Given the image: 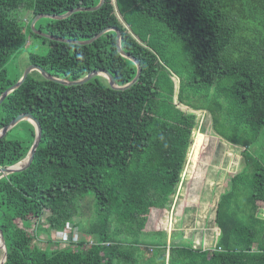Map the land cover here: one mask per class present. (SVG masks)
I'll list each match as a JSON object with an SVG mask.
<instances>
[{
  "label": "trees",
  "instance_id": "1",
  "mask_svg": "<svg viewBox=\"0 0 264 264\" xmlns=\"http://www.w3.org/2000/svg\"><path fill=\"white\" fill-rule=\"evenodd\" d=\"M98 1L0 0V94L20 76L10 79L4 68L26 41L19 7L33 16L62 14ZM105 27L119 30L122 50L140 64L133 84L113 89L97 75L64 85L36 71L0 104V128L22 112L41 125L30 165L0 177L3 264L134 263L144 238L158 243L161 264L165 247L169 264L174 252L187 264H264V0H104L94 10L46 18L37 29L86 40ZM28 30L40 36L29 24ZM116 37L114 30L85 44L42 37L48 51L30 53L29 61L70 80L105 69L123 85L137 68L118 52ZM173 42L182 47L181 58ZM198 110L210 114L211 135L197 159ZM34 133L27 120L7 131L0 138V167L24 158ZM237 147L243 164L213 200L214 228L206 244L216 238L214 247L202 248V241L192 246L186 238L169 246L162 217L181 175L197 159L183 202L196 206L211 157L227 151L230 160ZM86 195L94 214L85 225L79 200ZM32 222L34 233L28 230ZM69 223L95 242L79 238L59 247L54 235L69 232ZM41 233L46 246L35 241Z\"/></svg>",
  "mask_w": 264,
  "mask_h": 264
},
{
  "label": "rangeland",
  "instance_id": "2",
  "mask_svg": "<svg viewBox=\"0 0 264 264\" xmlns=\"http://www.w3.org/2000/svg\"><path fill=\"white\" fill-rule=\"evenodd\" d=\"M17 14H18V17L20 18V21L23 23V30L26 35V41H25V44L17 52L11 55L8 62L4 65V68L7 73V77L10 79H14L19 75L21 76L24 69L30 64V61H29L30 53L44 54L48 51V48H49L48 43L44 41L42 37L34 36L30 34L28 30V24H29V28L31 29V31L36 34V32H34L31 27V22L34 17L32 14V11L25 7H19L17 9ZM45 22H46V17H40L39 19H37L34 26L37 28L39 26V23H45ZM172 48L175 49L177 54L180 52L179 57L181 58L182 55L184 54L182 47L179 44L173 42V44H171V49ZM37 72L31 71L29 74H33L34 76H37ZM175 85L176 87L178 86L177 82ZM195 115H196V124L193 130L201 134V143H200L199 151L197 154V159H198L199 153L201 152V145L203 144L204 138L207 135H211V117H210V114L205 110H198L195 112ZM14 131H16V128L11 130L10 132L12 134H15ZM223 144H224V149L226 150L230 146L229 144L227 145L224 142ZM219 151H222V149L221 150L219 149ZM227 151H225L224 154ZM240 152H241V148L239 147L234 148L233 153L237 154V156L234 157L235 159L233 157L230 158V160H228V157L224 154H219V155H215L211 157L210 164L205 173L207 183L205 182L206 184L204 183L203 185V188H202L201 193L199 194V200L196 206H191L188 204L183 205V202L185 201L184 199L186 198L188 194V182L192 175V172L195 170L197 159L195 160V163H194L195 165L193 164L192 166H190L186 170L187 172L181 175L180 184L178 185L176 192L172 195V203L168 211H166L164 216L162 217V224L164 226V229L167 231L166 241H167V244H170L169 246H171L172 243L175 245V243L178 242L180 238L181 239L186 238V240L192 241L193 243L192 246L198 247L197 241L194 242V240L196 239L199 240L200 238L202 239L203 236L205 235L204 234L205 231L208 233V235L210 234V230L212 229H209V227L211 225L213 226V223H214L213 221L214 213L212 209L214 197H217L218 193L222 192L224 188H227L230 174H233L234 172H236L237 170L241 168L243 163H242V156ZM215 169H216V172L214 171ZM215 189H218L216 193L214 192ZM208 199H211V201L210 202L207 201ZM79 204L82 208L81 212L83 215V219H85L83 223L86 225L88 220L91 219L94 214V205H93L92 196L86 195L85 198H82L81 200H79ZM208 205L210 206V208L206 210L204 206H208ZM47 215L48 213L45 212L44 216H47ZM78 218H79L78 216H74V220H77ZM43 221L44 220L40 221L41 225H42L41 222ZM74 225L75 223L68 224V228L70 227L69 232L68 231L56 232V234L54 235V240L58 241L59 247L64 246L66 243H68L69 240L75 241L79 238H85L88 244L90 240L93 241V238L89 237V235L83 236L82 233H80L79 228H78L79 234L78 233L76 234L75 231H71L70 229L72 227L74 228L75 227ZM35 227H36V223L32 222L28 230L31 233H34ZM173 231L176 232V235L174 236V239L171 240L170 233ZM37 238L39 239V241L35 240L37 244L39 245L43 244L42 246L47 245L46 234L44 233L38 234ZM121 238H123V236ZM215 240L213 242H210L209 244H202V248H213L216 242ZM157 244L158 243L156 241L150 240L148 238H144L140 240L139 251L138 253L135 252V260L136 261L138 260V261L137 262L135 261L134 263H125V261H122L119 264H161L162 263L161 262L162 253L157 248ZM174 245L173 247H175ZM51 246L54 247V243ZM181 246L188 247L189 245L183 242L181 243ZM165 249H167L168 251L164 250V253H165L164 254V257H165L164 264H169L168 259H167V256L169 255L168 254L169 248L165 247ZM3 256H4L3 250L2 248H0V259ZM187 260L188 259H185L183 256L179 255V253L174 252V255L172 257L170 264H187Z\"/></svg>",
  "mask_w": 264,
  "mask_h": 264
},
{
  "label": "water",
  "instance_id": "3",
  "mask_svg": "<svg viewBox=\"0 0 264 264\" xmlns=\"http://www.w3.org/2000/svg\"><path fill=\"white\" fill-rule=\"evenodd\" d=\"M104 2V0H99L98 3L94 6H90V7H81V6H77L74 7L62 14H51V13H38L33 17V20L31 22V27L32 30L34 32H36V34L51 39V40H57V41H63V42H71V43H77V44H85V43H89L92 42L95 38H97L98 36H100L101 34H103L104 32H106L107 30H114L116 32V47L118 52L132 60L135 64H136V74L135 76L127 83L123 84V85H119L116 83L113 75L105 69H95L93 71L88 72L86 75H84L83 77H80L78 79H74V80H70L67 78H61L55 75H52L51 73H49L47 70H45L43 67H41L40 65L37 64H33L30 63L23 71V73L21 74V76L18 78V80L13 83L12 85L8 86L5 90L2 91V93L0 94V104L3 101V99L6 97V95L8 93H10L11 91H13L14 89H16L24 80L25 78L28 76V74L31 71H38L39 75H41V77H43L44 79L47 80H51L60 84H64V85H77V84H82L84 82H87L88 80H90L91 78L97 76V75H101L102 77H104L107 81V84L113 88V89H125L128 86H130L131 84H133L139 77L140 75V64L139 62L130 54H128L127 52L123 51L121 46H120V32L117 28L115 27H105L103 28L100 32H98L97 34H95L94 36H92L89 39L86 40H76V39H66V38H62V37H56L54 35H51L49 33H46L44 31H41L39 29H37L34 24L37 21V19H39L40 17H46V18H52V19H61L64 18L66 16H68L69 14H71L74 11L77 10H94L97 9L98 7H100L102 5V3ZM22 120H27L28 122H30L33 126H34V139L33 142L29 148V150L27 151L26 155L24 158H22L21 160L11 164V165H5V166H1L0 167V177L7 175L9 173H13V172H17V171H22L24 169H26L33 157H34V153L35 150L39 144L40 138H41V125L40 122L38 121V119L33 116L30 112H22L19 113L18 115H16L14 118H12L7 124H5L3 127L0 128V138H2L7 131H9L12 127H14L17 123H19ZM0 248H2L3 253H4V257L2 259V261L0 262V264H3L5 259H6V246H5V241H4V236H3V232L0 229Z\"/></svg>",
  "mask_w": 264,
  "mask_h": 264
},
{
  "label": "crops",
  "instance_id": "4",
  "mask_svg": "<svg viewBox=\"0 0 264 264\" xmlns=\"http://www.w3.org/2000/svg\"><path fill=\"white\" fill-rule=\"evenodd\" d=\"M210 227H211V228H210ZM210 227H209V229H213V228H214V226H212V225H211ZM209 229H207V230H209ZM210 231H211V230H210ZM212 233H213V232H212ZM204 234H205V235L203 236L202 239L200 238L199 240L196 239V240H194V241H195V242L197 241V244L201 243V241H202L203 243L206 244V243H207V238H206V237H208L210 234L208 235V233H207L206 231H205Z\"/></svg>",
  "mask_w": 264,
  "mask_h": 264
},
{
  "label": "built area",
  "instance_id": "5",
  "mask_svg": "<svg viewBox=\"0 0 264 264\" xmlns=\"http://www.w3.org/2000/svg\"><path fill=\"white\" fill-rule=\"evenodd\" d=\"M70 228V227H69ZM71 231H75L76 232V234L78 233V231H77V228L76 227H72L71 229H70ZM74 234V233H73ZM75 235V234H74ZM90 243L92 244V243H94L92 240H90Z\"/></svg>",
  "mask_w": 264,
  "mask_h": 264
},
{
  "label": "bare ground",
  "instance_id": "6",
  "mask_svg": "<svg viewBox=\"0 0 264 264\" xmlns=\"http://www.w3.org/2000/svg\"><path fill=\"white\" fill-rule=\"evenodd\" d=\"M22 64V63H21ZM24 64V63H23ZM26 64V63H25ZM23 67V66H22ZM4 257V256H3ZM3 257L0 259V262L2 261Z\"/></svg>",
  "mask_w": 264,
  "mask_h": 264
}]
</instances>
